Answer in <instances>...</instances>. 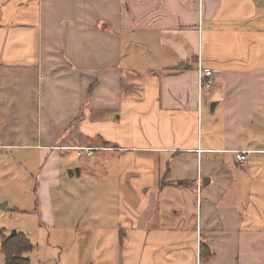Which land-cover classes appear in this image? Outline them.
Segmentation results:
<instances>
[{
	"label": "crops",
	"instance_id": "1",
	"mask_svg": "<svg viewBox=\"0 0 264 264\" xmlns=\"http://www.w3.org/2000/svg\"><path fill=\"white\" fill-rule=\"evenodd\" d=\"M30 151L43 224L63 182L118 196L116 264H264V0H0V153Z\"/></svg>",
	"mask_w": 264,
	"mask_h": 264
},
{
	"label": "rangeland",
	"instance_id": "2",
	"mask_svg": "<svg viewBox=\"0 0 264 264\" xmlns=\"http://www.w3.org/2000/svg\"><path fill=\"white\" fill-rule=\"evenodd\" d=\"M104 167L98 159L96 178ZM38 172L33 152L0 153V207L6 205L5 227L8 237L15 231L29 239L33 248L24 256L30 264H116L119 244L113 224L118 196L105 194L101 188L80 193L78 185L84 180L63 182L61 194L52 196L54 224H43L38 212L43 202L38 195ZM103 222L106 227L102 229ZM91 224L93 231L99 227L98 237L91 236Z\"/></svg>",
	"mask_w": 264,
	"mask_h": 264
},
{
	"label": "trees",
	"instance_id": "3",
	"mask_svg": "<svg viewBox=\"0 0 264 264\" xmlns=\"http://www.w3.org/2000/svg\"><path fill=\"white\" fill-rule=\"evenodd\" d=\"M0 250L4 255L5 264H30L24 254L32 250V244L21 233H17L13 237L3 236L0 242Z\"/></svg>",
	"mask_w": 264,
	"mask_h": 264
},
{
	"label": "built area",
	"instance_id": "4",
	"mask_svg": "<svg viewBox=\"0 0 264 264\" xmlns=\"http://www.w3.org/2000/svg\"><path fill=\"white\" fill-rule=\"evenodd\" d=\"M197 91L199 100L202 98L203 94L209 91L213 86V71L205 69L201 63H198L197 67ZM250 152H237L236 161L239 164H243L247 160V155Z\"/></svg>",
	"mask_w": 264,
	"mask_h": 264
},
{
	"label": "water",
	"instance_id": "5",
	"mask_svg": "<svg viewBox=\"0 0 264 264\" xmlns=\"http://www.w3.org/2000/svg\"><path fill=\"white\" fill-rule=\"evenodd\" d=\"M68 174L71 176L72 175V172L71 171H68ZM205 183V182H204ZM5 205V204H4ZM4 205H1V207H3ZM16 234V232H12V234L10 236H14Z\"/></svg>",
	"mask_w": 264,
	"mask_h": 264
}]
</instances>
